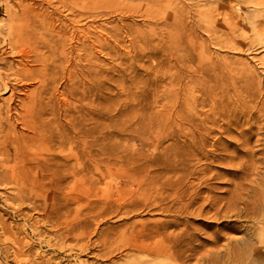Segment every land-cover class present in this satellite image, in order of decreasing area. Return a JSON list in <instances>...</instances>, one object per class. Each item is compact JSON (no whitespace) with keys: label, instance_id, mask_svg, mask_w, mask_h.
Returning a JSON list of instances; mask_svg holds the SVG:
<instances>
[{"label":"rangeland","instance_id":"obj_1","mask_svg":"<svg viewBox=\"0 0 264 264\" xmlns=\"http://www.w3.org/2000/svg\"><path fill=\"white\" fill-rule=\"evenodd\" d=\"M22 1L0 0L1 29ZM35 1L66 69L40 125L65 124L51 113L67 99L93 145L75 159L37 127L38 145L0 165V264H264V0ZM0 45L7 74L18 55ZM9 95L1 135L30 142ZM59 156L74 169L57 181L33 167Z\"/></svg>","mask_w":264,"mask_h":264},{"label":"bare ground","instance_id":"obj_2","mask_svg":"<svg viewBox=\"0 0 264 264\" xmlns=\"http://www.w3.org/2000/svg\"><path fill=\"white\" fill-rule=\"evenodd\" d=\"M5 1H7V0H5ZM63 1L64 0H56V2L58 4H62ZM46 2H47L46 3L47 5H51V7L54 6L51 1L49 2V0H47ZM36 5H37V7L40 5L42 6L41 3H37L34 0L29 4L28 3L24 4L23 1L18 2V3H16V6L14 9L13 8L10 9L8 7V9L6 10V21L3 22V23H5L7 28H6V30H4L3 28L1 29V27H0V37L3 38L4 40H6L8 45H9L10 50L11 51L15 50L17 55H18L17 56L18 59H17L16 64H12L10 62H4V67H5L4 69L7 70L8 73L4 74L0 71V82L3 85L2 88H0V93L1 94L10 93L8 98L5 100L6 108H8L9 112L14 111L16 113V115L18 116L17 119H19L21 122H23V124H26L25 126H28V127L30 126L29 128L32 132V135L29 136L30 142H27V141L23 142V141H20V139L17 136H9L8 134L7 135L4 134L2 136L1 134L5 129V125H0V139H1L0 140V165H2L5 168H6V166H5L6 164H8L10 161H13L12 160L13 158L16 159V157L18 155L22 156L24 154V152H23V151H25L24 148H28V147L38 145L39 139L36 137V135H42L43 136L44 134L37 132L36 131L37 127L38 128L45 127V129L48 130V132H49L48 137L47 136L46 137L49 138L51 145L53 147L56 146L58 148L59 147L64 148L66 146V144H68L69 153H71V155L74 156L75 159H79V154H83L89 158L91 157V148L93 145V139L91 137L92 129H91V127H87L84 129L82 122L74 121L73 115L70 114L71 108L67 102V99L63 100L64 101V103H63L64 108L62 107L63 108V110L61 109L62 112H58V114H57L55 111H52V113H51L52 118H53V120H52L53 122L55 121L56 118L59 120H61L60 118H62L64 120L67 119L66 120L67 122L65 124L60 125L59 129L56 131H54L51 128V125H50L51 121H49V125H45V126H44V124H42L43 126L40 125V123L44 122L42 115L44 113L48 112V107L43 102L44 98H46V96L48 99L51 97L53 87H50V86H51V84H54V82L56 80V76L59 75L60 70L63 71L65 68L61 69L63 62H64V54H62L58 51V48L62 46V43L58 38H57L58 40L54 39L52 37L53 34H50L51 36L49 35L48 30L51 27H47V24L49 22H46L47 17L45 18V14L43 13L44 8L42 9L43 10L42 12H41V10H39L41 13H35L36 10L34 11V9H35ZM36 12H38V11H36ZM51 14H53V13H51ZM47 16H48V14H47ZM52 33H54V32H52ZM73 46L75 47L76 45H73ZM71 69H72V67H70V68L68 67V69H67L68 70L67 74L69 75L68 79H70V80L73 77V75L71 73L72 72ZM65 72L63 71L64 74H65ZM37 78H39L38 83L40 82L42 85L41 88L37 87V88L32 89V90H26L25 89L27 87L26 84L24 85L22 83V84H20V86L18 85V82H22V81H30L29 82V84H30L34 80H36ZM10 80H15L17 82L11 83ZM75 83L76 82L74 81V84ZM19 87H20V89L21 88L25 89V91L21 92L22 97L17 94V89ZM63 93H65V92H63ZM67 95L69 96V94H67ZM71 95H73V94H71ZM174 96H175V94H174ZM16 97H17L16 101L18 102V104H15L14 99H16ZM168 113H169V111H168ZM0 114H1V106H0ZM89 114H90V112H88V117L84 118V120H83V122H86V124H88V125H89V122L91 121V115H89ZM6 116H7V114H6ZM183 118H184V116H183ZM45 121H47V120H45ZM160 121H161V119H160ZM161 123H162V121L159 123V125H160L159 127L163 126V125H161ZM164 126H163V128H164ZM28 131H29V129H28ZM80 134H82L85 138V140L83 142L82 151H79L81 149L80 148V145H81L80 137L81 136H78V135H80ZM11 148L13 149V154L10 153ZM61 150L62 149H60V151ZM47 152H49V151H47ZM12 155H13V158H12ZM62 155H64V154H62ZM28 157L30 160L29 155H28ZM31 158H34V157H31ZM36 160H38V159H36ZM48 161H49V163H48ZM48 161L46 162V159H44L42 161V163H40V161L39 162H33L34 163V166H33L34 169L37 171H42L43 177L48 176V177H51L57 181V176H59L60 171H62V168H65L66 170L68 169L71 171H72V169H74V164L68 163L69 162L68 159L64 158V157H60V158L53 157V158L48 159ZM14 165H15L14 167L11 166L12 171H14L17 166L18 167L23 166L24 161L21 160L18 162H14ZM29 171H30V173L32 172V170H30V169H29ZM28 176H30V175H28ZM10 177L13 178V181L15 182V184L18 185L19 189L23 188L25 186V181H21L19 178L16 179L14 174ZM21 178L23 180V177H21ZM33 179L32 180L30 179V180L34 181ZM24 180H25V178H24ZM159 189H161V188H159ZM146 245H148V244H146ZM145 251H147V250H145ZM152 251L154 253L159 254L162 252V249L161 250L156 249V250H152ZM21 252L22 251L18 249V253H21ZM15 254H17V253H15ZM18 255H20V254H18Z\"/></svg>","mask_w":264,"mask_h":264}]
</instances>
